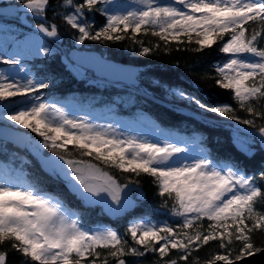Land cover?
I'll return each instance as SVG.
<instances>
[{"label": "snow or ice", "instance_id": "6c2138e0", "mask_svg": "<svg viewBox=\"0 0 264 264\" xmlns=\"http://www.w3.org/2000/svg\"><path fill=\"white\" fill-rule=\"evenodd\" d=\"M49 3L23 0L22 7L42 21L35 25L38 33L56 39L57 24L46 23ZM58 7L70 9L54 11V15L76 31L77 44L127 38L142 46L140 55H148L160 45L143 46L137 37L150 34L164 42L165 51L171 43L186 44L188 47L178 50L197 53L217 46L227 59L215 68V84L230 91L238 109L252 118L240 117L232 105L209 106L183 91H173L205 112L253 129L249 135L258 136L264 148V123L257 124V119L264 120V45L260 43L264 41V0H129L126 4L115 0H61ZM93 12L105 18L103 26L95 31L87 16ZM250 22L256 27H250ZM193 44L195 47H191ZM51 51L40 42L34 54L48 56ZM23 58V53L16 52L7 58L0 56V63L23 73ZM48 87L44 79H20L11 72H0V112H7L0 119L41 137L42 144L37 147L52 151L56 168L73 183L74 194L120 212L127 206L129 186L139 185L138 178L146 175L161 197L160 207L182 222L176 227L167 222H132L126 229L131 237L129 244L110 227H84L78 214L58 195L5 167L0 173V246L9 244L24 258L23 264H109L110 257L115 264H127L125 257H143L149 252L158 253L160 264H179L187 262L193 251L216 240L223 254H212L207 264H239L264 252V246L258 247L253 241L256 232L264 233V210L256 208L258 203L264 204L260 183L264 182V172L257 178L237 164L218 163L203 153L188 155L187 143L181 147L167 138L154 141L126 135L111 125L98 126L70 116L55 103L42 99L39 92ZM156 131L161 130L157 127ZM235 132L239 140L241 129ZM238 147L245 154L251 151L242 143ZM73 150L80 159L72 158ZM106 168L137 179L120 183ZM204 220L209 222L207 227ZM98 249L107 250L103 258ZM172 250L178 258L165 259ZM7 255V250H0V264H6ZM193 264H198L197 260Z\"/></svg>", "mask_w": 264, "mask_h": 264}, {"label": "trees", "instance_id": "16d2710c", "mask_svg": "<svg viewBox=\"0 0 264 264\" xmlns=\"http://www.w3.org/2000/svg\"><path fill=\"white\" fill-rule=\"evenodd\" d=\"M22 2L23 0H0V19L16 23L19 28L14 34L17 36H22L23 30L37 32L35 25L42 22L30 14L28 22L26 24L22 22L18 18L21 10L17 5ZM60 2L61 0H50L46 12V23H55L59 28L58 38L43 36L47 46L52 50L51 54L34 55L30 60H25L28 70L35 79H44L49 82V87L43 89L47 100L73 103L80 111L99 119L114 118L133 125L146 123L156 126L177 139L198 145L206 155L218 163L237 164L246 170L247 174L257 178L260 172H264V148L261 147L257 136L253 134L255 138L251 143V151L247 154L242 152L235 142L236 128L241 129L240 133L243 134L249 131L254 133L253 129L217 114L205 112L196 105H193L195 111L190 109L191 112L185 111L182 109V106L186 105L185 101L173 91H183L187 95L199 98L209 106L232 105L237 108V115L240 117L252 118L238 109L230 91L222 90L215 84V68L227 59L217 46L197 53L178 50V47L181 49L188 47L186 44L178 46L176 43H171L165 51L164 42L150 34H141L137 37L143 41V46L160 45L148 55H140L142 46L127 38L118 42L101 43L86 40L83 44H77L74 39L77 35L76 31L66 25L60 16L54 15V11H70V9L58 7ZM76 2L79 3L80 0ZM9 4L17 6V12L15 10L5 14L2 10L5 7H11L8 6ZM87 16L93 23V31L98 30L105 22V18L99 13H87ZM250 27H256V25L250 22ZM260 43L264 45V41ZM73 48L95 51L104 58L138 66L140 69L137 75L138 82L134 85L109 80L92 82L87 77L77 75L63 56ZM87 72L93 74L92 71ZM189 107L192 108V105ZM262 123L264 120L257 119L258 125ZM72 154L81 158L74 150ZM83 159L91 158L83 157ZM92 162L99 163L94 160ZM5 167L14 173H22L28 180L38 183L40 188L58 195L70 210L78 214L84 227L89 229L110 227L127 239L129 244H131V237L126 235V229L132 222L148 219L158 225L167 222L173 227L182 222L180 218L171 216L160 207L161 197L157 195V188L152 178L146 175L138 178L140 181L138 187L142 195L135 204L120 214L112 215L100 204L85 203L69 189L63 179L45 170L36 156L26 147L22 148L0 137V173ZM101 167L104 166L101 165ZM106 170L120 181L137 179L114 168H106ZM260 183L264 187V182ZM256 208L264 210V204L258 203ZM202 223L204 227H207L209 222L204 220ZM253 241L258 247L264 246L262 244L264 233L256 232L253 235ZM219 243V240L210 241L208 245L193 251L187 262L179 261V264H193L194 259L198 264H207L212 254H223ZM235 247L239 248L240 245L236 244ZM0 250L8 252L6 264H23L24 258L12 250L9 244L0 246ZM98 251L102 253V258L107 253L104 249H98ZM177 258L176 250H172L170 255L165 257V259ZM232 258L235 259V257ZM125 259L127 264H160L158 253L149 252L143 257L128 256ZM109 264H115L114 258H109Z\"/></svg>", "mask_w": 264, "mask_h": 264}, {"label": "rangeland", "instance_id": "374dc122", "mask_svg": "<svg viewBox=\"0 0 264 264\" xmlns=\"http://www.w3.org/2000/svg\"><path fill=\"white\" fill-rule=\"evenodd\" d=\"M116 3H121V4H126L129 3V0H115ZM160 2L164 3L167 2V0H160ZM23 3V2H22ZM22 3L17 4L18 8L21 10V13L19 15V19L24 22L25 24L29 20V13H27L23 7ZM8 6L14 7V10L17 12V6L14 4H9ZM8 14V13H5ZM9 17V16H7ZM12 18V17H11ZM19 26H16V23L14 22H7V20L0 19V56H3L7 58L8 55L14 54L16 52H21L23 53V60H22V65L25 68V71L23 73H19L17 70L12 69L9 65H5L3 63H0V72H11L13 75H15L17 78L23 79L31 76L32 74L27 68L26 61L25 60H30L31 57H33L34 54V49L36 45L40 42H43L45 45L46 40L44 39V35L40 34L38 32H35L33 30H23L22 36H17V34H14L15 31H18ZM38 37V39H37ZM69 52V51H68ZM67 63L72 67L73 71L82 77H87L90 81L92 82H99L100 80H106V78H101L97 76L96 74L87 72L91 71L88 69H85L75 63H73L70 58L68 57V54L63 55ZM81 68V69H80ZM87 70V71H86ZM131 71V70H130ZM35 79V78H34ZM108 81V80H107ZM39 95L42 97L43 100L49 102V103H55L58 107H61L65 110L67 114L73 117H82L85 118L88 122L98 125V126H103L107 127L108 125H111L112 127L116 128L118 132L126 134V135H134V136H144L150 140H159L163 141L164 139H169L170 141L177 142L178 146L183 147L185 143L189 145V152L187 153L188 155H200V154H205L198 145L192 143V142H185L182 139H177L174 136H171V134H168L161 130L160 132H157L156 126H151L146 123L138 124V125H133V124H128L122 121H118L114 118H107V119H99L97 117H93L85 112L80 111L77 106L73 103H62V102H55V101H49L45 98L44 91L40 90ZM179 97V96H178ZM180 98V97H179ZM19 100L20 98H16ZM182 99V98H180ZM185 101L186 105L182 109L185 111H190L194 110L193 105L195 106L194 103H190L189 101L182 99ZM190 103V105H188ZM192 105V108L189 106ZM190 109V110H189ZM12 109H9L11 111ZM195 111V110H194ZM191 112V111H190ZM7 112H1L0 115H6ZM2 123H0V131L3 132L4 135L8 136L10 139H14L15 141H20L21 140V135L19 131L23 132L28 139H26L23 144L22 148L26 147L30 152H32L42 167L47 170L50 173H53V175L57 176L58 178H61L65 181L66 185L71 189L72 191H75L73 187V183L65 179L63 175L60 173L59 169L56 168V161L55 157L53 156V153L49 149H45L43 147H37V144H42L41 137L36 135L35 133L30 132L28 129H24L18 125H12V122L5 121L0 119ZM5 125H10V128H5ZM249 133L253 132H244L239 133V140L235 139L236 144L242 143L246 148L251 149V143L253 142V139L255 138L254 135H249ZM237 134H235V137ZM259 139V137L257 136ZM260 141V140H259ZM72 158H77L72 154ZM59 164L62 165V162H58ZM94 163V162H93ZM106 170V169H105ZM107 171V170H106ZM120 181V180H119ZM120 183H126L125 181H120ZM129 191L127 192V206L124 207L120 212H112L109 211L107 206L103 203H94L91 202L88 199L82 198L79 194H77L85 203L89 204H100L108 213L112 215L120 214L127 209H129L131 206L135 204L137 199L142 195L141 189L138 187V185L132 184L129 186ZM110 203V201H109ZM147 222H151L150 220H143ZM157 224V223H154ZM158 225V224H157ZM100 228H106V227H100Z\"/></svg>", "mask_w": 264, "mask_h": 264}, {"label": "water", "instance_id": "95a60500", "mask_svg": "<svg viewBox=\"0 0 264 264\" xmlns=\"http://www.w3.org/2000/svg\"><path fill=\"white\" fill-rule=\"evenodd\" d=\"M2 11L4 13H12L15 10L14 7H5ZM68 57L73 63L93 71L94 74L101 78H106V80L126 83L129 85H134L138 82L137 75L140 71L138 66L122 64L120 62L104 58L98 52L79 50L76 48L69 50ZM19 133L22 137H26L23 132L19 131ZM0 137L20 147L26 140L21 139L17 142L14 139L8 138V136L4 135L1 131ZM217 264H223V262H217ZM239 264H264V252H259L254 256L246 257L241 260Z\"/></svg>", "mask_w": 264, "mask_h": 264}]
</instances>
